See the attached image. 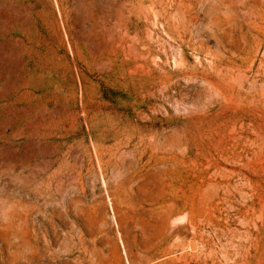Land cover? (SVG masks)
Here are the masks:
<instances>
[{
	"label": "rangeland",
	"instance_id": "obj_1",
	"mask_svg": "<svg viewBox=\"0 0 264 264\" xmlns=\"http://www.w3.org/2000/svg\"><path fill=\"white\" fill-rule=\"evenodd\" d=\"M226 1L229 72L215 0L204 56L136 0H0V264H264V8Z\"/></svg>",
	"mask_w": 264,
	"mask_h": 264
},
{
	"label": "bare ground",
	"instance_id": "obj_2",
	"mask_svg": "<svg viewBox=\"0 0 264 264\" xmlns=\"http://www.w3.org/2000/svg\"><path fill=\"white\" fill-rule=\"evenodd\" d=\"M249 1H251V7L262 6L264 8V0ZM143 2L144 5H142ZM201 3L202 0H136V8L138 11L144 9L147 14L153 13L164 29L172 35L173 39L180 41L181 44L185 41H192L193 44H197L196 49L201 56H204L210 54L211 51L199 39L201 33L197 14ZM214 4L210 24L213 25L218 34H222L224 39H221V37L218 39V47L217 50H213V58L217 61L220 70L229 72L228 66L233 63L232 56L236 49L233 46L235 41L230 39L232 30L229 32L225 25H228L231 29H236L239 36L245 39V44H249L251 34L248 30L244 31V26L237 19L232 22L231 17L221 18L222 9L228 10L233 4L228 3L226 0H220L219 2L215 0ZM168 7L171 8L170 12L167 10ZM236 22L239 25H236ZM182 55L183 53H181V58H183ZM235 76L239 77L240 74L237 73Z\"/></svg>",
	"mask_w": 264,
	"mask_h": 264
}]
</instances>
